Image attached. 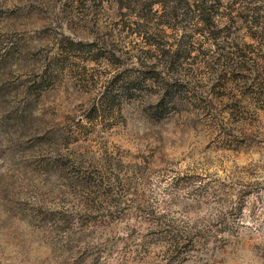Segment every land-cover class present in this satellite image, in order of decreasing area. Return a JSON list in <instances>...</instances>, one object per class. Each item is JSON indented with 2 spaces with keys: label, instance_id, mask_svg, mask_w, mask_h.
<instances>
[{
  "label": "rangeland",
  "instance_id": "obj_1",
  "mask_svg": "<svg viewBox=\"0 0 264 264\" xmlns=\"http://www.w3.org/2000/svg\"><path fill=\"white\" fill-rule=\"evenodd\" d=\"M137 1L0 0L31 49L0 59V264H264V0ZM105 38L97 62L68 44ZM166 63L185 86L154 115ZM127 76L121 115L85 120Z\"/></svg>",
  "mask_w": 264,
  "mask_h": 264
},
{
  "label": "trees",
  "instance_id": "obj_2",
  "mask_svg": "<svg viewBox=\"0 0 264 264\" xmlns=\"http://www.w3.org/2000/svg\"><path fill=\"white\" fill-rule=\"evenodd\" d=\"M136 3H139L136 0ZM249 16H246V18H250L248 22L250 24H253V19L256 17V12L248 11ZM138 18H140L137 15ZM256 24V23H255ZM167 25L168 24H164ZM257 27L256 25H252ZM259 27V26H258ZM251 27V29H254ZM256 31V29H254ZM264 30V28H263ZM262 34V33H260ZM251 37H256L257 39L262 37H257V32H251ZM61 37H64L61 35ZM100 43V44H99ZM70 45H76L79 46V51L83 52V50H86L88 53H94L93 56L91 55L90 61H99L103 58L102 48L107 44L106 38L102 41L100 40H94L91 42H69ZM63 45V44H62ZM101 45V46H100ZM154 45V44H152ZM92 48V51L90 50ZM158 52H162L160 50V47H156ZM76 47L69 46V50H75ZM31 49L25 46V44L20 43L18 40H9L7 38H1L0 39V59L3 63H7L8 61H27V56L30 54ZM174 53L172 52H166L163 57L166 58V60H170L174 57ZM113 57V56H112ZM110 56H108V59ZM131 58H136L134 54L131 56ZM57 59L54 58H43L39 62L33 61V63H25V68L28 69L25 75V82L23 85V92L30 96L29 94H35L40 93L44 91L48 86V81L50 79L51 75H55V72H53V69H50L54 61ZM175 63V62H173ZM167 64L168 70L170 72L169 80L172 81L170 83L169 81L157 82V86L159 89V100L156 104L153 106L150 105L151 111L154 115H162L163 112H166L167 110L172 108L170 103L174 99L179 98V87H184L183 81L179 78L178 72L175 70L170 71V67H174V64ZM17 63L14 62L12 65H16ZM165 64V65H166ZM148 80H152V82H156V80L151 77L147 78ZM173 79V80H172ZM146 81V80H145ZM146 88L144 84V80L138 81L135 78H129L124 77L122 79H117L116 77H113L112 80L106 82L102 89L96 94L97 98L96 100H93L91 102L88 109L85 111L84 118L85 120L89 122L98 121V119H109L111 120L115 119V117H119L121 115V108L123 104H126V101L128 99H131L132 95L131 93L141 92ZM183 91V90H182Z\"/></svg>",
  "mask_w": 264,
  "mask_h": 264
}]
</instances>
